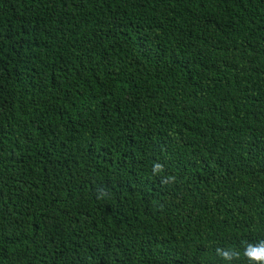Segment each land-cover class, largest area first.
I'll use <instances>...</instances> for the list:
<instances>
[{
  "label": "trees",
  "instance_id": "obj_1",
  "mask_svg": "<svg viewBox=\"0 0 264 264\" xmlns=\"http://www.w3.org/2000/svg\"><path fill=\"white\" fill-rule=\"evenodd\" d=\"M261 243L264 0H0V264Z\"/></svg>",
  "mask_w": 264,
  "mask_h": 264
},
{
  "label": "clouds",
  "instance_id": "obj_2",
  "mask_svg": "<svg viewBox=\"0 0 264 264\" xmlns=\"http://www.w3.org/2000/svg\"><path fill=\"white\" fill-rule=\"evenodd\" d=\"M160 165L154 166V171L159 169ZM217 254L224 258L225 261L231 260L232 256L236 253L227 249H217ZM244 256H246L249 261H262L264 262V243L258 244L256 246L249 245L244 249Z\"/></svg>",
  "mask_w": 264,
  "mask_h": 264
}]
</instances>
